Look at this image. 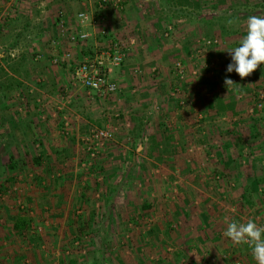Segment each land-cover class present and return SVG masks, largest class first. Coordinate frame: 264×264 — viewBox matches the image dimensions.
<instances>
[{
  "label": "rangeland",
  "instance_id": "obj_1",
  "mask_svg": "<svg viewBox=\"0 0 264 264\" xmlns=\"http://www.w3.org/2000/svg\"><path fill=\"white\" fill-rule=\"evenodd\" d=\"M173 1L144 2L149 8L160 4L166 11L145 15L143 32L132 33L142 41L151 36V47L140 48L138 61L126 60L127 65L113 68L110 77L119 90L107 96L81 87L52 88L42 74L50 64L41 58L46 53L42 42L51 38L28 51L33 66L29 57L22 62L19 71L29 85L12 76L17 63L11 44L22 33L23 41L32 35L14 28L5 31L2 22L11 21L13 14L0 11V45L7 50L3 56L8 54L5 59L0 56V89L8 93L3 100L10 104L6 118L5 110H0V264H257L249 245L245 253L239 248L223 257L218 248L212 250L198 239L192 228L198 226L199 216L194 218L189 205L201 199L195 206L200 210V205L215 202L213 197L225 205L211 204L219 215L229 213L236 216L233 219L253 220L264 227V64L244 79L226 71L231 63L227 51L246 36L250 16H264V0ZM7 4L0 0L3 9ZM152 17L157 23L149 28ZM181 19H186L184 24H175ZM71 32L77 33L68 28ZM209 40L217 42L208 45ZM61 46L58 50L68 48ZM88 46L78 47V54L70 48L74 58L80 60L77 55L82 57L91 48L98 53L109 50V44L100 50ZM54 55L53 66L70 70L68 64L55 63ZM159 55L165 58L154 59ZM129 70L134 74L130 89L118 80ZM38 72L42 73L34 76ZM7 73L21 84L9 86V78L3 80ZM226 76L237 84L227 89ZM26 86L34 91L28 92ZM14 95L20 110H12L17 105ZM220 101L234 104V109L219 113ZM107 128L113 138L98 139L97 131ZM158 136L177 140L173 146L182 151L181 174L164 168L163 163H173L167 154L162 156L166 148H150L148 137ZM223 138L231 140V151L239 154L230 170L237 175L243 170L244 178L262 181L261 191H245L246 204L240 198L243 187H225L219 195L205 188L220 173L212 170L220 163L207 151L219 147ZM85 198L90 202L87 207L80 205ZM20 217L30 224L17 231L14 223Z\"/></svg>",
  "mask_w": 264,
  "mask_h": 264
},
{
  "label": "crops",
  "instance_id": "obj_2",
  "mask_svg": "<svg viewBox=\"0 0 264 264\" xmlns=\"http://www.w3.org/2000/svg\"><path fill=\"white\" fill-rule=\"evenodd\" d=\"M112 1V3H111ZM109 6H107L106 8L100 10V4L98 3V0H70V1H66V0H46L47 5L46 6H42V4L40 3V0H6L5 2L8 3L6 5V9H3V6H0V11H4L3 15H12L13 14V19L11 21L6 22L3 21L2 24L5 25L3 27V29L5 31H7L10 28H14V29H18L19 31H29L28 34H30V36L32 37L30 40L28 41H23L22 39H24L23 37V33L16 39V41L11 44L14 46V50L12 52H14L15 54L13 55V61L14 63H17L14 68H15V73H10L12 76H15V78L19 79V80H24V83L26 85L28 84V81H25V78L23 76V71H19L22 62H24V58L29 57L27 60L28 62H30V64L33 66V64L35 63L34 61H32L31 56L32 54L29 53L28 51H32V48H34V46L38 48H40L39 44H40V40H48L50 39V41L46 44L44 42H42L45 46V54L43 55V57L41 56V58L44 60L42 61V63L44 62V64L47 65V63L49 62L50 66L46 68V72L42 73V72H38L35 73L34 76H38L41 73L45 74L46 78L49 79L50 83L52 84V88L57 87V86H64V87H73L77 88V87H81L82 89H84L81 85H75L74 82L72 81L71 78V70H69L66 67H58V66H53L51 63V56L54 55V52L52 50V42L57 40V38H59V18L58 16L60 15V13H63V19L67 25V28L69 29H75L78 33V31H83V32H89L92 34H97L96 37H98V39L95 38V36L93 37V39L91 40V44L92 46L95 47V49L98 48V50H100L101 47H105L109 44L110 41L112 40H116V41H122V42H128L130 39H133L134 37L137 39V44H135L132 48V50L130 51V55L127 59V64H132L134 63V61H138L136 56L138 54H141L140 52V48H142V50L146 51V47H151V41L152 39L150 38L151 36H148V41L140 39L138 36H133L132 33L136 30L135 33H137L138 31H141V33L143 32V30L145 29V26L142 25V23H144V21L146 20V17H144L147 14L152 13L153 15H159L162 12L166 11L165 7H161L160 4H152L149 8L148 6H144V2H147L148 0H119V7L117 6H113V3L115 1L118 0H111ZM4 3V2H2ZM14 9V11H13ZM86 9L87 13L90 15L91 19L90 22L86 23L85 25H81L79 19H78V14L81 11H84ZM158 11V12H157ZM143 13V14H142ZM1 14V13H0ZM163 14V13H162ZM8 15V16H9ZM108 15H112V17L110 18ZM148 16V15H147ZM58 18V19H57ZM149 19V23H147V27H151L150 25L152 23H157L155 18H148ZM153 19V20H151ZM186 19H181L178 20L177 22H175V24H178V26L180 24H184L181 23ZM165 22H163V20L161 21V24H164ZM155 26V25H154ZM181 26V25H180ZM153 27V25H152ZM144 28V29H143ZM154 28V27H153ZM160 28V26H159ZM159 28H154L155 30L159 29ZM37 29V30H36ZM109 29L111 30V33H109V37L107 38H103L101 37L100 32L102 30H107L109 31ZM36 30V31H35ZM89 30V31H87ZM125 30L128 31V33L124 32ZM31 31H35L34 33L38 36V39H36L35 35L32 34ZM76 33V32H74ZM148 33V32H147ZM114 34V35H113ZM127 39L122 40L123 37L127 36ZM139 35V34H138ZM158 36V35H157ZM109 39V40H108ZM60 39L57 40V42ZM63 40V39H62ZM67 40H64L63 43L61 41V44H63L64 46H67L68 48H72L75 49L77 54L81 53V50L78 49V47L80 48V46H76L75 44H70L68 42H66ZM109 41V42H108ZM3 43V42H2ZM10 44V43H9ZM59 45V43H58ZM7 46V45H4ZM9 46V45H8ZM10 47V46H9ZM58 47H56L55 49H57ZM144 48V49H143ZM0 49H2L0 51V56L2 58H7L8 54H5L3 56V52L7 51L4 49V47H2L0 45ZM70 49V50H72ZM5 50V51H3ZM178 50V49H177ZM52 51V52H51ZM56 51V50H55ZM24 52H27L26 54ZM155 52H158L157 49L155 50ZM162 55V54H160ZM158 58H154V59H164L165 57L160 56ZM78 57L81 58L80 55H77ZM138 57V56H137ZM131 58V59H130ZM12 61V62H13ZM124 63V64H126ZM123 64V65H124ZM126 64V65H127ZM32 70H34V67L31 68ZM33 72V71H31ZM145 72V71H144ZM125 74H129L130 75L128 77H126L127 75L122 74L118 77V80L120 82H122V86L123 85H128V89H130L133 86V73L132 70L126 71L124 72ZM143 73V72H142ZM28 74V73H27ZM146 77V73L144 75ZM8 76H6V74H4V82L5 79ZM30 79H32L33 76H30ZM22 78V79H21ZM122 78V79H121ZM129 78V82L128 84L125 83V80H127ZM16 80V79H15ZM15 82V81H14ZM3 81L0 83V86L2 85ZM30 83V82H29ZM132 83V84H131ZM31 84V83H30ZM31 86V85H30ZM27 87V86H26ZM33 87V86H31ZM36 90H39L38 88H36ZM27 91L28 92H33L34 90L29 87H27ZM44 95H49L46 92H43ZM3 94H5L7 96V92L4 90L0 89V95L2 102L0 101V110H5L2 114L3 116H5L4 118H6L7 116V112L9 111V103H7L6 101L3 100ZM16 95H14L13 98L14 101L17 102V105H15L13 107L12 110H20V106H19V99L18 96L15 97ZM12 97V95H11ZM4 101V102H3ZM30 108H34L31 104L29 105ZM41 109V108H39ZM38 109V110H39ZM216 119L213 122H216ZM148 120V117H147ZM1 121V120H0ZM168 122V121H167ZM166 122V123H167ZM169 134L166 136L168 138ZM166 137H148V140L150 141V148L153 150L154 146L158 147V146H162V149L166 148V150L162 151V156L167 154V156L169 158H172L173 163H171L170 165H167V163H163L164 168H168V172L169 174H174L175 173H179L181 174V171H184V168L182 169V165L180 162V157H181V149H178V147H176L174 149L173 143H176L177 140H174V137H170V139H166ZM204 137H206V135H204ZM172 139V141H171ZM216 140V139H215ZM223 143H221L219 145V147L217 145H213L211 150L207 151V154L209 153V155L211 154L210 157H212L211 159L215 158V161H217L218 163H220L219 165H217L218 167H212V170L214 169V171L216 170H220V173L222 174V180L223 183L218 182V183H214V181L209 180L207 181V185L210 184V186L206 185V189L210 192H213L214 195H219V193L217 192H221L224 191L225 187L226 189H232V188H236V187H243V193L240 195L241 199L245 202L244 198L248 199V194L245 192L247 191V189H250L252 187V182L256 179L253 178L254 180L250 181L246 178H244V171L241 170L239 171V175L235 174V171L232 172L230 170V165H228V160L231 159L233 160L235 157H239V154L235 153L234 150L231 151L230 148V144H231V140H229L228 138H223ZM193 148V147H192ZM191 151V150H190ZM239 152V151H236ZM241 152V151H240ZM151 153V152H150ZM171 154H173L172 156H170ZM163 168V167H162ZM193 171V168L191 169ZM180 171V172H179ZM194 173L196 172L195 169L193 171ZM246 172V171H245ZM259 180V179H257ZM261 180V179H260ZM259 180V181H260ZM244 181H246L244 183ZM187 182V181H185ZM188 183V182H187ZM220 183V184H219ZM262 181H260V186H259V190L261 191L262 186H261ZM243 184V185H242ZM195 187V186H194ZM100 196V195H98ZM210 196V195H209ZM208 196V197H209ZM101 198V197H100ZM212 199L215 202L212 201H208L211 202L210 205L208 206H204V205H200L201 209L197 210L196 209V204H198V201H201V199H197L195 202L193 201L192 204H190L189 206L192 207L194 212V218L197 219L196 215L199 216L198 219V226H195L192 229H197L196 233L198 234V239L202 238V240L204 242H208V244L205 245H209L210 248L212 247V250H218V253L221 252L222 256L225 257V254L227 253V251H236V249L242 248L241 249V253H245V245H236L234 244L230 238L226 237L224 235L225 231L227 230V226L230 222H237V223H246L245 221H243L242 219L236 218L233 219V217L235 218L236 216L231 215V214H227L228 216L225 217V215H219L218 212H214L213 208L211 207V204H221V206H225L223 205L222 201H216L213 197ZM101 201V199L98 201V203ZM112 201V204H115V202ZM68 204H71L70 201ZM80 205H84L85 207H87L88 205H90V202L87 198H85L82 203H80ZM192 205V206H191ZM194 205V206H193ZM188 206V207H189ZM225 208V209H229ZM112 210V208H110ZM86 210V208H85ZM115 211V210H114ZM231 211H234V209H231ZM224 213L226 211H223ZM110 215H113V212H110ZM186 218V217H185ZM192 224V223H191ZM194 243V242H193ZM216 250V251H217ZM240 254V251L238 252ZM214 254V253H212ZM238 254V255H239ZM229 255V252L228 254ZM226 264V261H223ZM53 264H57L56 262Z\"/></svg>",
  "mask_w": 264,
  "mask_h": 264
},
{
  "label": "built area",
  "instance_id": "obj_3",
  "mask_svg": "<svg viewBox=\"0 0 264 264\" xmlns=\"http://www.w3.org/2000/svg\"><path fill=\"white\" fill-rule=\"evenodd\" d=\"M110 1L111 0H98V3L100 4L99 6L101 8L100 10L109 6ZM119 2V0L115 1L113 3V6L119 7ZM40 3L42 4V6L47 5L46 0H40ZM60 15H63V13H60ZM78 19L81 25H85L86 23L90 22V16L87 13L86 9L78 14ZM58 25L59 38H57V40H60L58 42L57 40L52 42L53 49L56 47H62L61 45L63 44H61V41L63 43L64 40H67L66 42L70 44L80 45L81 47H89L88 45L91 43L93 37L92 33L83 31H80L78 33H68L67 25L61 16L59 18ZM100 34L103 38H107L110 36L109 32L106 30H102ZM214 42H217V40H215ZM206 43L208 45H211L213 42L209 40L206 41ZM134 44V38L130 39L128 42L112 40L109 42L108 51L102 50L98 53L94 52L95 50L91 48L89 49V51L91 50L90 52L86 53L85 55L83 54L81 58H78L80 60L74 58L70 48H63L60 50H58L57 48L58 52H61L62 55H54L53 61L55 63H64L70 66L71 78L75 85H81L89 92H96L107 96L110 94H116L118 92L119 85L110 77V74L113 71V68L120 67L126 62ZM177 66L179 73L181 74V64L178 63ZM96 137L101 140H107L113 138V135L112 131L107 128L98 130L96 133ZM237 264L241 263L238 262Z\"/></svg>",
  "mask_w": 264,
  "mask_h": 264
},
{
  "label": "clouds",
  "instance_id": "obj_4",
  "mask_svg": "<svg viewBox=\"0 0 264 264\" xmlns=\"http://www.w3.org/2000/svg\"><path fill=\"white\" fill-rule=\"evenodd\" d=\"M232 20L228 21L231 25ZM231 56V63L226 71H233L241 79L252 75L260 65L264 64V16L252 15L247 20V34L240 41V45L227 51ZM237 83L227 76L224 85L227 89ZM224 235L236 245H249L257 264H264V227L258 226L253 220L246 223L230 222Z\"/></svg>",
  "mask_w": 264,
  "mask_h": 264
},
{
  "label": "trees",
  "instance_id": "obj_5",
  "mask_svg": "<svg viewBox=\"0 0 264 264\" xmlns=\"http://www.w3.org/2000/svg\"><path fill=\"white\" fill-rule=\"evenodd\" d=\"M167 2H169V3H174V1L173 0H167ZM170 10V9H169ZM176 12H178V11H176ZM182 12H186V11H182ZM174 13H175V11H174ZM188 13V12H187ZM215 41V40H214ZM213 41V43L215 44V42ZM213 43L211 44V45H213ZM12 69V72H16L15 71V68L14 67H12L11 68ZM7 76H8V78H9V73H7ZM13 79V78H12ZM12 79L11 78H9L8 80H9V86H11V87H13L14 85H20L21 83H20V81H16L15 79H14V81H12ZM215 105H210V108H212V107H214ZM229 106V105H228ZM228 106H225V105H223L222 103H221V101L218 103V112L219 113H223L224 111H227V109L229 108V109H234V104H232V105H230L229 107ZM140 126H144V122L143 121H141L140 123ZM142 128V127H141ZM231 162H233V160H231V159H229L228 160V165H231ZM222 174L221 173H219L218 175H216L215 176V178H213V181H214V183L216 182V183H218L219 181H220V176H221ZM259 186H260V181L259 180H257V179H255L253 182H252V187L250 188V189H247V191H249L248 193H250V191H257L258 190V188H259ZM247 193V194H248ZM29 222H28V220L27 219H25V218H23V217H20V218H18L17 220H16V222L14 223V228L17 230V231H22V230H24L27 226H29Z\"/></svg>",
  "mask_w": 264,
  "mask_h": 264
}]
</instances>
